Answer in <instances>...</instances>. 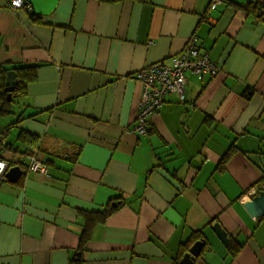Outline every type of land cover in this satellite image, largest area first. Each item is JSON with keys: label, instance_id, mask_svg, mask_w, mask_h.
Instances as JSON below:
<instances>
[{"label": "crops", "instance_id": "obj_1", "mask_svg": "<svg viewBox=\"0 0 264 264\" xmlns=\"http://www.w3.org/2000/svg\"><path fill=\"white\" fill-rule=\"evenodd\" d=\"M28 1L31 9L0 0V62L37 73L15 99V71V114L0 130L22 114L5 135L36 134L38 158L55 164L0 183V264H69L79 211L109 203L84 264H176L179 245L200 229L211 248L193 264H264V216L242 204L264 175V17L244 6L264 0L213 10L212 0ZM194 35L217 74L185 73L186 100L171 95L146 136L132 132L140 74L169 64ZM212 218L247 241L234 258Z\"/></svg>", "mask_w": 264, "mask_h": 264}, {"label": "trees", "instance_id": "obj_2", "mask_svg": "<svg viewBox=\"0 0 264 264\" xmlns=\"http://www.w3.org/2000/svg\"><path fill=\"white\" fill-rule=\"evenodd\" d=\"M244 7L246 10H249L250 12L256 14L255 16L257 17V19L264 17V3L258 4V3L253 2V3H249L245 5ZM14 69L16 71L17 83L13 91V97H15L16 99V97L26 94L27 83L35 81L37 78V73H36L35 68L14 67ZM9 70H10V67L6 63L0 62V104H1L0 105L1 106L0 115H4V116H9L10 113L15 114V112L11 109L12 108L11 104H12V101L14 100L8 99L9 96H8V92L6 91V85H5ZM179 100L181 99L179 98ZM185 100H186V93H185V98L181 101H185ZM21 120H22V114L19 113L15 121L10 122L5 126L6 131H7L5 133L10 132V129L16 127V125L20 123ZM132 132H135L139 134L140 136H144L143 134L135 131L134 127L132 129ZM147 133L148 132H146V135ZM8 135L9 134L4 135L3 138L0 139V158H5L9 160L11 164H13V160L16 157V155L20 154L21 152H23L24 154H28V153H35L41 150L40 149L41 148L40 138L36 134L28 132L24 129H20L18 130V135L15 141L9 140ZM19 143L23 144V146H21ZM234 151H235V148L231 147L225 153V155L222 157L217 167V171L224 172L226 170V163L229 161ZM6 153H9L10 156L5 155ZM57 156H60V155H57ZM36 157L39 161H41L47 167V169H50L53 166V161L55 164L54 159L46 158V161H45V160L39 159L37 155ZM60 157H64V156H60ZM20 166L23 168V170H25V172H23V176L20 178V180L17 183L22 184L28 172V165L27 163L25 164L20 163ZM6 181L7 180H3V181H0V183L6 182ZM253 187H255L256 189L254 193H251L252 195L257 194L259 191L264 189V175H262L260 179L251 188ZM248 190H246L244 193H246ZM114 209L115 208L109 203L107 207L102 211L101 210L88 211V210H83V209L79 211V215L82 218L81 219L79 217L80 222L83 225V231L80 235L78 247L73 252V254L71 255L69 259V264H84L85 263V252L87 250V245L93 236V231L98 225L103 224L107 221L108 217L112 214ZM215 219L212 218L208 222V224L214 223ZM198 239L205 240V245L202 249V253L206 249L211 248V244L206 239V234H205L204 229L193 231L190 238L187 241L182 242L179 245V249H178L179 252L177 254V258L175 259L176 264L180 263V260L182 259L183 255L188 252L192 244ZM246 242L247 241L245 239L239 240V237L237 236H231V238L229 237V242L227 244V250L231 258H234L235 256H237L242 246Z\"/></svg>", "mask_w": 264, "mask_h": 264}, {"label": "built area", "instance_id": "obj_3", "mask_svg": "<svg viewBox=\"0 0 264 264\" xmlns=\"http://www.w3.org/2000/svg\"><path fill=\"white\" fill-rule=\"evenodd\" d=\"M222 2L223 0H212L210 9H215ZM11 5L15 8L31 9L28 0H11ZM200 47L199 38L194 35L186 42L181 53L172 57L169 64L159 65L147 73L140 74L145 92L140 103L141 108L138 111L137 123L134 126L135 131L146 135L149 118L166 103L167 98L171 95H176L181 100L185 98L187 86L185 73L188 71L217 73L216 61L207 55H201ZM2 138L3 136L0 134V139ZM14 163L18 165L27 163V173L32 171H39L42 175L47 173V167L36 156H27L21 152L13 160V164L5 158H0V164L3 165V168H0V181L6 180V172Z\"/></svg>", "mask_w": 264, "mask_h": 264}, {"label": "water", "instance_id": "obj_4", "mask_svg": "<svg viewBox=\"0 0 264 264\" xmlns=\"http://www.w3.org/2000/svg\"><path fill=\"white\" fill-rule=\"evenodd\" d=\"M8 82L6 86V91L8 92L9 100L12 99L11 92L13 90V85L15 83V71H9L7 76ZM23 168L20 165H14L11 166L8 171L6 172V180L11 183H17L20 178L23 176ZM251 198H249L246 201H243V206L247 210V212L252 217H262L264 216V189L259 191L257 194L252 195ZM114 205H116L114 203ZM213 230L218 235V237L224 242V244H228L229 242V236L228 232L220 222H215L213 224ZM205 245V240H198L196 241L191 249L184 254L181 264H193L196 260V258L201 254V251Z\"/></svg>", "mask_w": 264, "mask_h": 264}, {"label": "rangeland", "instance_id": "obj_5", "mask_svg": "<svg viewBox=\"0 0 264 264\" xmlns=\"http://www.w3.org/2000/svg\"><path fill=\"white\" fill-rule=\"evenodd\" d=\"M224 1V0H223ZM223 3V2H222ZM201 55H207L208 56V52L207 51H205V52H202L201 53ZM206 71H208L207 69H205ZM208 72H210V71H208ZM211 74H213V73H211ZM217 74V73H216ZM15 108V107H14ZM8 116H4V115H0V118H2V119H6ZM10 131H12V134H11V136H13V132H15L16 131V129L15 128H11L10 129ZM5 132H7V131H5V130H0V134H2V136H4L5 135ZM21 146H23V144H21V143H19ZM17 158V155H16V157L14 158V159H16ZM254 192V189L253 188H251V189H249L246 193H245V195H247L248 197H250L251 196V193H253Z\"/></svg>", "mask_w": 264, "mask_h": 264}, {"label": "flooded vegetation", "instance_id": "obj_6", "mask_svg": "<svg viewBox=\"0 0 264 264\" xmlns=\"http://www.w3.org/2000/svg\"><path fill=\"white\" fill-rule=\"evenodd\" d=\"M26 152V151H25ZM37 153H38V151L37 152H35V153H28V154H26L27 156H36L37 155ZM37 158V157H36ZM20 165V164H19Z\"/></svg>", "mask_w": 264, "mask_h": 264}, {"label": "snow or ice", "instance_id": "obj_7", "mask_svg": "<svg viewBox=\"0 0 264 264\" xmlns=\"http://www.w3.org/2000/svg\"><path fill=\"white\" fill-rule=\"evenodd\" d=\"M0 168H3V165L2 164H0Z\"/></svg>", "mask_w": 264, "mask_h": 264}, {"label": "clouds", "instance_id": "obj_8", "mask_svg": "<svg viewBox=\"0 0 264 264\" xmlns=\"http://www.w3.org/2000/svg\"><path fill=\"white\" fill-rule=\"evenodd\" d=\"M249 198H251V197H249Z\"/></svg>", "mask_w": 264, "mask_h": 264}]
</instances>
